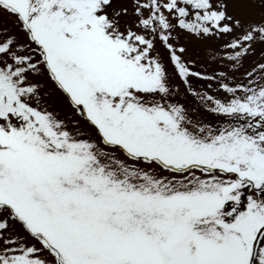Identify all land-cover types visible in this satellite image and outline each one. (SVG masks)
Instances as JSON below:
<instances>
[{
  "label": "snow or ice",
  "instance_id": "1",
  "mask_svg": "<svg viewBox=\"0 0 264 264\" xmlns=\"http://www.w3.org/2000/svg\"><path fill=\"white\" fill-rule=\"evenodd\" d=\"M117 3L0 0L17 29H0V264H264V62L242 81L206 75L171 42L177 28L230 36L235 72L264 18L134 0L129 24ZM158 43L189 90L197 77L223 91L202 97L223 124L172 100ZM37 77L80 119L50 110Z\"/></svg>",
  "mask_w": 264,
  "mask_h": 264
},
{
  "label": "rangeland",
  "instance_id": "2",
  "mask_svg": "<svg viewBox=\"0 0 264 264\" xmlns=\"http://www.w3.org/2000/svg\"><path fill=\"white\" fill-rule=\"evenodd\" d=\"M134 0H118L117 7H127L128 15L123 17V20L129 24L136 19L133 12ZM229 13L240 18L245 23L259 22L264 18V5H261L260 0L255 2H241V0H229ZM7 28L15 32L16 26L14 19L8 16H0V29ZM238 34V33H236ZM175 39L171 42L177 47L183 46L186 49L185 60L194 62L191 66L194 71L202 72L206 75H218L222 71H226L230 76L237 81L245 80V73L251 71L258 63L264 62V43L259 41L253 43L249 54L243 58L242 66L232 71L230 63L223 59V45L231 40L230 36H208L197 37L179 28L174 33ZM158 51L164 57L168 71L171 74L170 84L173 88L172 100L181 104L188 116L196 122L211 124L213 126L221 125L227 119L226 117L216 114L211 111V102L202 97L212 95L223 98L224 93L218 90L214 81L202 80L197 77H191V90L186 86L178 75L174 74V66L168 63L167 50L159 43L157 44ZM43 84V92L48 93L44 96L45 105L52 111L57 112L61 118H70L79 120L75 116L72 109L67 103L66 98L59 93L55 86L45 77H37ZM212 84V87H208ZM81 126L86 127L85 122L81 121ZM118 158L125 159L122 153H116Z\"/></svg>",
  "mask_w": 264,
  "mask_h": 264
}]
</instances>
